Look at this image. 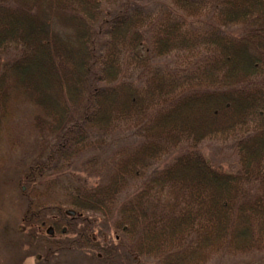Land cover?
<instances>
[{"label": "trees", "instance_id": "obj_1", "mask_svg": "<svg viewBox=\"0 0 264 264\" xmlns=\"http://www.w3.org/2000/svg\"><path fill=\"white\" fill-rule=\"evenodd\" d=\"M16 101L37 141L18 182L29 229L3 237L14 253L208 264L264 251V0H0V110Z\"/></svg>", "mask_w": 264, "mask_h": 264}, {"label": "rangeland", "instance_id": "obj_2", "mask_svg": "<svg viewBox=\"0 0 264 264\" xmlns=\"http://www.w3.org/2000/svg\"><path fill=\"white\" fill-rule=\"evenodd\" d=\"M31 125L32 112L25 103L16 101L9 105L7 110H0V232L2 231L0 264H37L38 262L32 253L35 249L16 246L14 253L13 245L7 248L3 242L4 235L9 240L20 237L13 230L25 232L29 229L20 224L25 200L19 193L24 186L19 185L18 182L21 171L34 156L33 147L36 146L37 133L31 130ZM201 149L205 157L214 165L219 164L224 169L229 167L231 169L235 165V156L227 148H222L216 143H204ZM84 177L89 185L96 182L87 175ZM48 229L52 230V237H59L54 227L49 224L40 227L39 231L45 234ZM112 236L110 234V237ZM208 264H264V251L251 253L246 257L224 258L221 262L216 260Z\"/></svg>", "mask_w": 264, "mask_h": 264}, {"label": "water", "instance_id": "obj_3", "mask_svg": "<svg viewBox=\"0 0 264 264\" xmlns=\"http://www.w3.org/2000/svg\"><path fill=\"white\" fill-rule=\"evenodd\" d=\"M66 214H67V215L74 216V215H75V212L72 211V210H68V211H66ZM47 233L51 235V234H52V230H51V229H48V230H47Z\"/></svg>", "mask_w": 264, "mask_h": 264}]
</instances>
